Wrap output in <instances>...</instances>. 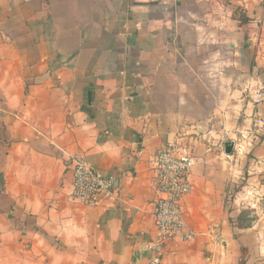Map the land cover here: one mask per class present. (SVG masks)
<instances>
[{
	"label": "crops",
	"instance_id": "obj_1",
	"mask_svg": "<svg viewBox=\"0 0 264 264\" xmlns=\"http://www.w3.org/2000/svg\"><path fill=\"white\" fill-rule=\"evenodd\" d=\"M169 142L195 238L161 264H264V0H0V264H151ZM79 154L118 178L95 206Z\"/></svg>",
	"mask_w": 264,
	"mask_h": 264
},
{
	"label": "built area",
	"instance_id": "obj_2",
	"mask_svg": "<svg viewBox=\"0 0 264 264\" xmlns=\"http://www.w3.org/2000/svg\"><path fill=\"white\" fill-rule=\"evenodd\" d=\"M194 149L181 142H169L154 155L152 182L160 193L155 205L157 238L150 243L151 264H161L170 243L191 241L195 238L184 220V199L193 191L192 171ZM72 200L95 206L102 197L113 196L118 178L95 168L84 154L72 160Z\"/></svg>",
	"mask_w": 264,
	"mask_h": 264
},
{
	"label": "trees",
	"instance_id": "obj_3",
	"mask_svg": "<svg viewBox=\"0 0 264 264\" xmlns=\"http://www.w3.org/2000/svg\"><path fill=\"white\" fill-rule=\"evenodd\" d=\"M248 18H243V22H248ZM250 211H243L241 217L238 219V225L241 228L249 227L254 220V217L250 216Z\"/></svg>",
	"mask_w": 264,
	"mask_h": 264
},
{
	"label": "water",
	"instance_id": "obj_4",
	"mask_svg": "<svg viewBox=\"0 0 264 264\" xmlns=\"http://www.w3.org/2000/svg\"><path fill=\"white\" fill-rule=\"evenodd\" d=\"M227 146H228V149L227 150L228 151H231L232 148H233V144L231 142H229Z\"/></svg>",
	"mask_w": 264,
	"mask_h": 264
}]
</instances>
